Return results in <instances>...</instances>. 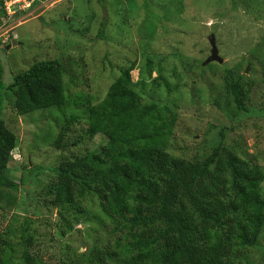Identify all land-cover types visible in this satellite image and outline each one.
<instances>
[{
  "label": "rangeland",
  "instance_id": "374dc122",
  "mask_svg": "<svg viewBox=\"0 0 264 264\" xmlns=\"http://www.w3.org/2000/svg\"><path fill=\"white\" fill-rule=\"evenodd\" d=\"M1 1V82L7 87L32 65L57 60L68 99L62 108L20 117L10 92L1 93L0 118L17 137L6 176L20 191L0 201V240L10 246L12 263L21 264L23 247L12 230L25 216L33 221L30 253L44 263L127 262L132 242L94 197L83 200L84 215L64 237L57 211L46 204L57 166L105 145L102 135L85 136L84 109L89 101L100 103L131 63L132 88L142 102L165 104L177 114L169 154L198 163L224 147L264 168V0H15L6 7L9 0ZM211 34L223 63L203 66ZM223 70L243 77L244 111L224 90ZM70 115L80 119L58 150L53 142ZM261 187L264 192V182ZM248 264H264V225Z\"/></svg>",
  "mask_w": 264,
  "mask_h": 264
},
{
  "label": "trees",
  "instance_id": "16d2710c",
  "mask_svg": "<svg viewBox=\"0 0 264 264\" xmlns=\"http://www.w3.org/2000/svg\"><path fill=\"white\" fill-rule=\"evenodd\" d=\"M134 67L121 68L102 101H89L84 109L85 136L102 135L105 145L63 161L55 170L46 206L57 211L59 236L82 218L83 200L94 197L102 215L132 242L125 249V264H248L264 225V168L224 147L198 163L169 154L177 114L165 104L142 102L132 88ZM64 74L61 62L43 61L13 76L5 87L0 68V103L6 90L20 117L67 106ZM222 80L237 109L244 111L248 93L243 77L223 70ZM79 119L70 115L64 121L53 142L56 149ZM16 147V135L0 118V187L18 193V184L6 176ZM32 224L25 216L19 229L12 230L23 247L21 264H79L44 263L30 253ZM9 249L0 240V264H15Z\"/></svg>",
  "mask_w": 264,
  "mask_h": 264
},
{
  "label": "water",
  "instance_id": "95a60500",
  "mask_svg": "<svg viewBox=\"0 0 264 264\" xmlns=\"http://www.w3.org/2000/svg\"><path fill=\"white\" fill-rule=\"evenodd\" d=\"M209 45H210V52H209V57L205 60L203 63V66L208 65L209 63H218L222 64L223 61L222 59L218 56V50L216 47V42H215V37L213 34L210 35L208 39Z\"/></svg>",
  "mask_w": 264,
  "mask_h": 264
},
{
  "label": "crops",
  "instance_id": "0c3cea01",
  "mask_svg": "<svg viewBox=\"0 0 264 264\" xmlns=\"http://www.w3.org/2000/svg\"><path fill=\"white\" fill-rule=\"evenodd\" d=\"M3 191H5L4 194H3ZM15 193L16 192H12L10 190L3 189V188L0 187V201L1 200L10 201V198L7 199V197H10V196H12Z\"/></svg>",
  "mask_w": 264,
  "mask_h": 264
},
{
  "label": "built area",
  "instance_id": "2783aa9c",
  "mask_svg": "<svg viewBox=\"0 0 264 264\" xmlns=\"http://www.w3.org/2000/svg\"><path fill=\"white\" fill-rule=\"evenodd\" d=\"M15 0H9V2L8 1H6V2H4V6L6 7L7 6V4H12L13 2H14ZM24 1V0H23ZM8 2V3H7ZM6 9V8H5Z\"/></svg>",
  "mask_w": 264,
  "mask_h": 264
}]
</instances>
